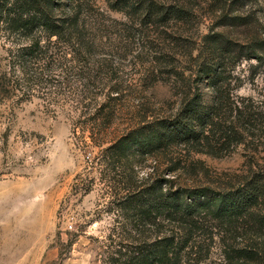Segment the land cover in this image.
Here are the masks:
<instances>
[{
  "label": "rangeland",
  "instance_id": "374dc122",
  "mask_svg": "<svg viewBox=\"0 0 264 264\" xmlns=\"http://www.w3.org/2000/svg\"><path fill=\"white\" fill-rule=\"evenodd\" d=\"M80 2L94 45L75 73L55 65L56 78L69 89H46L14 73L0 92V264H109L116 239L171 232L168 223L148 224L143 232L116 227L113 200L127 175L142 184L160 177L225 190L252 172L264 173V47L260 57L243 51L264 46V0ZM7 42L0 39V75ZM211 42L220 48L209 55ZM200 62L216 65L223 77L220 115L234 126L235 139L217 148L212 137V152L177 147L118 162L98 154L130 127L173 115L192 92L210 102L213 87L197 69ZM86 68L97 80L93 88ZM51 89L58 92L43 94ZM93 102H104L110 113L92 119L83 110ZM176 157L179 167L169 170ZM201 222L184 249L193 258L183 255L181 264H223L229 233L209 217Z\"/></svg>",
  "mask_w": 264,
  "mask_h": 264
},
{
  "label": "trees",
  "instance_id": "16d2710c",
  "mask_svg": "<svg viewBox=\"0 0 264 264\" xmlns=\"http://www.w3.org/2000/svg\"><path fill=\"white\" fill-rule=\"evenodd\" d=\"M82 11L80 0H0V39L8 41L5 46L7 69L0 75V92L7 89L11 81L9 74L14 73L15 77L21 74L25 82H42L46 89L57 85L59 89L68 90L66 84L61 85L53 69L61 63L67 64L65 70L69 76L75 73V67H83L92 57L93 38L84 32ZM261 47L264 46L247 45L243 51L260 57ZM219 48L211 42L206 51L211 55ZM215 66L211 68L205 62L197 66L213 87L210 102L204 103L198 92H192L173 115L130 127L109 139L98 154L106 153L108 160L118 162L151 152L172 153L177 147L212 152V137L216 136L215 141L220 142L217 148L235 139L234 126H227L226 115H220L225 111L220 92L223 77ZM85 78L92 88L96 86L93 73L88 72ZM82 84L88 92L92 91L86 82ZM109 89L113 91L112 87ZM43 92L49 94L58 89ZM104 105V102L98 105L93 102L83 112L96 119L110 113ZM240 113L233 115L236 121ZM245 113L242 122L248 125L250 115ZM180 160L181 157L170 159L169 170L177 169ZM125 182L123 192L115 194L113 200L120 216L116 227L127 225L143 232L150 227L148 224L154 227L168 223L172 230L161 235L151 233V236L140 233L128 241L116 239L108 251L109 264H181L183 255L187 256L186 261L193 258L192 250L184 249L194 231L203 228L204 217L213 219L229 233V242L226 239L221 250L223 264H264V173L252 172L238 184L229 186L233 188L225 190L207 185H179L172 178L160 177L142 184L127 175Z\"/></svg>",
  "mask_w": 264,
  "mask_h": 264
}]
</instances>
